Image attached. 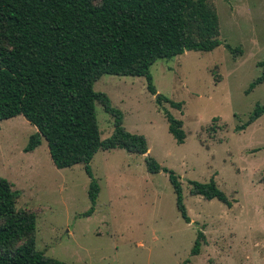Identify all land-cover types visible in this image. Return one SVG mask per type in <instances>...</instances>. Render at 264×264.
Wrapping results in <instances>:
<instances>
[{
	"label": "rangeland",
	"instance_id": "1",
	"mask_svg": "<svg viewBox=\"0 0 264 264\" xmlns=\"http://www.w3.org/2000/svg\"><path fill=\"white\" fill-rule=\"evenodd\" d=\"M209 2L219 38L242 53L221 44L156 60V94L181 102V110L158 104L144 76L102 74L93 84L121 110L124 127L146 138L147 154L180 176L190 222L176 209L167 174L147 172L146 154L120 148L98 150L90 161L99 193L83 216L91 206L83 166L55 167L43 138L24 152L36 127L18 115L0 121V177L18 191L16 205L35 214L38 250L64 264H264V113L235 129L264 105V81L245 93L262 71L264 0ZM164 109L182 121L183 143L169 133ZM95 111L103 139L113 118L99 103ZM211 177L230 207L188 194V180ZM198 228L205 241L190 255Z\"/></svg>",
	"mask_w": 264,
	"mask_h": 264
},
{
	"label": "trees",
	"instance_id": "2",
	"mask_svg": "<svg viewBox=\"0 0 264 264\" xmlns=\"http://www.w3.org/2000/svg\"><path fill=\"white\" fill-rule=\"evenodd\" d=\"M223 44L230 53H242L219 38L216 9L209 0H0V121L18 115L36 127L24 152L34 150L43 138L57 168L81 164L90 178L87 195L95 207L99 185L90 166L98 150L114 148L146 154V171L167 174L176 209L190 222L183 202L180 176L147 154L146 138L128 131L120 109L93 84L102 74L144 76L155 95L150 66L188 50L210 51ZM262 68L245 89L248 94L264 81ZM156 102H175L158 93ZM113 118L109 136L100 137L95 105ZM262 113L256 103L243 130ZM168 131L177 143L186 137L182 121L164 109ZM188 194L232 205L213 177L188 180ZM18 191L0 177V264H64L35 245L36 219L32 211L16 205ZM205 236L201 228L190 255H197ZM186 260L185 262H187Z\"/></svg>",
	"mask_w": 264,
	"mask_h": 264
},
{
	"label": "crops",
	"instance_id": "3",
	"mask_svg": "<svg viewBox=\"0 0 264 264\" xmlns=\"http://www.w3.org/2000/svg\"><path fill=\"white\" fill-rule=\"evenodd\" d=\"M262 259V260H261ZM258 260H260V261H263L264 260V258H260V259H258Z\"/></svg>",
	"mask_w": 264,
	"mask_h": 264
},
{
	"label": "water",
	"instance_id": "4",
	"mask_svg": "<svg viewBox=\"0 0 264 264\" xmlns=\"http://www.w3.org/2000/svg\"><path fill=\"white\" fill-rule=\"evenodd\" d=\"M155 96H157V94H155Z\"/></svg>",
	"mask_w": 264,
	"mask_h": 264
}]
</instances>
